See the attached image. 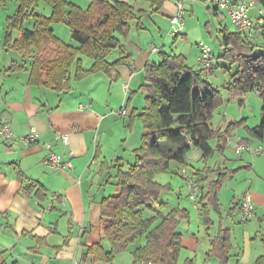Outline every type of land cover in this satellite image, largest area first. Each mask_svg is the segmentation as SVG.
<instances>
[{"label":"crops","instance_id":"1","mask_svg":"<svg viewBox=\"0 0 264 264\" xmlns=\"http://www.w3.org/2000/svg\"><path fill=\"white\" fill-rule=\"evenodd\" d=\"M118 1L132 5L136 19L129 22L126 34H117L122 50H115L108 60L114 62L123 55L129 56V61L117 66L110 75L99 72L79 80L75 79L76 68L73 66L69 73L72 86L69 92L57 93L50 88L31 84L29 78L35 50L13 47V41L7 44L6 26L3 30L5 36H0V131L8 125L14 136L13 140H9L0 133V211L3 213L0 220V264H73L78 260L82 264H109L95 260L86 255V252L98 243L107 250L110 248L102 224V202L115 192L116 161L124 167L131 164L135 159V151L142 144L144 128L138 116L145 107L146 94L142 89L147 82L145 68L149 62L159 63L161 52L169 53L166 51V40L160 46L154 29L144 24L143 20L151 19L153 28L162 35L161 22L171 24V16L176 11L175 0H164L157 12L154 11L156 7L147 0ZM186 1L187 13L193 12L197 20L200 19V10L205 8L208 16H211L212 10L218 16L220 30L226 26L223 21L227 17L216 8L198 3L201 0ZM84 3L83 8H87L90 0H84ZM138 3H141L140 8L145 7L147 10L136 11ZM260 10L258 5L251 10L250 15L254 20L259 18ZM54 26L56 36L64 41ZM208 26L211 28L213 25L209 22ZM133 34L139 37L132 38ZM141 34L147 37H141ZM188 34L190 32L184 26L180 34L172 36L174 42H180ZM16 38L17 31L13 34V39ZM148 40H152V43L149 44ZM79 57L88 70L92 66V60L83 55ZM187 62L189 64L188 60ZM128 99L130 104L127 103ZM124 103L126 114L121 113ZM223 120L229 124L237 123L236 120L228 121L225 116ZM245 120V125L253 128L249 126L247 118ZM224 127L221 128L226 130ZM32 128L38 131V139L27 142L24 139ZM235 134L234 131L227 138L225 153L221 154L220 161L214 166L212 164L205 167V171L212 174L208 177L207 172H203V177L207 180L201 185L203 188L210 180H214L219 173L218 169L229 171L224 183L229 178L232 180L233 204L240 202L246 193L251 194L255 215L249 220L244 222L238 209L228 215L230 219L224 221L220 218L214 234L209 226L206 237L203 238L200 230L197 234L190 225L191 210L183 206L187 202L186 197L188 198L184 173L187 172L198 180L200 172L194 171L197 174H193L188 170L187 163L172 162L166 172L155 178L160 185L169 187V190L162 193L169 192L173 197L167 202H162L159 198L161 205L153 206V212L147 210L146 213L151 216L160 210L163 213L160 212L162 216L159 221L175 208L185 209L189 213V218L181 220L179 225V231L183 235L180 258L185 249L190 250L182 264L187 259L194 260L197 264L200 252L205 254V264H219L210 250L220 228L231 230L233 257L229 264H254L264 254L260 239L264 230V154L244 152L236 155L233 145L228 144L229 139L234 144L247 140V144L252 145L254 141L249 135L240 137L237 133L236 138ZM60 135L69 136L68 145L59 139ZM48 145L51 146L50 149ZM258 146L264 147V141L259 142L256 147ZM229 148L234 152L235 160L227 157ZM51 151L62 157L61 167L48 163L47 156ZM244 171H247L244 181L237 180V175ZM247 181H250L249 186L239 190L240 194H235V188L247 185ZM28 186L34 188L30 196L25 191ZM40 187L45 189L41 199L35 195ZM209 209L211 215L212 208ZM193 210L197 211L202 220V211L195 205ZM236 213L238 217L233 220ZM213 224L212 220L211 225ZM182 226L187 237L183 234ZM134 246H130L127 252L133 254ZM191 253H195L194 259L190 256ZM180 258L178 264H181ZM215 259L218 263H215Z\"/></svg>","mask_w":264,"mask_h":264},{"label":"trees","instance_id":"2","mask_svg":"<svg viewBox=\"0 0 264 264\" xmlns=\"http://www.w3.org/2000/svg\"><path fill=\"white\" fill-rule=\"evenodd\" d=\"M10 1L17 3V9L6 20V43L13 41V47L35 50L29 78L31 84L50 88L57 93L69 92L72 89L69 73L73 66L76 68L75 79L79 80L99 72L110 75L117 66L130 59L122 55L114 62L108 60L115 50H122L117 34H126L129 22L136 19L134 7L127 2L90 0L88 7L83 8L67 0ZM147 1L156 7V12L164 2ZM7 2L0 0V10L6 7ZM255 2L263 9L262 22L254 24L252 36L224 26L220 30L224 52L220 58L233 64L235 70L228 83L231 94H259L262 100L261 121L253 128L246 126V129L250 137L263 142L264 0ZM41 4L50 8V16L36 12ZM27 20L33 22L31 29L25 27ZM60 23L69 27L77 47L56 36L53 26ZM16 31L18 38L13 39ZM80 55L92 60L88 70L84 68ZM160 56L159 63L149 62L145 68L147 82L142 86L146 94L145 107L138 116L144 128L142 144L135 151L131 164L124 167L116 161L115 192L102 202V224L110 248L107 250L98 243L86 252L95 260L112 263L118 253L127 252L130 246L135 245V263L178 264L183 249L179 225L181 220L189 218V213L185 209L175 208L160 221L157 214L149 216L146 213L147 210L153 211V206L161 205V193L169 190V187L156 182L155 178L166 172L172 162L186 163L192 149L199 150L204 160L214 157L217 152L225 153L227 138L239 124L230 123L226 130L216 129L212 124L214 111L221 100L220 89L208 80L214 67L206 70L199 66L197 69L189 65L183 55L161 52ZM127 103L130 104V99ZM214 140L215 146L212 145ZM217 171V177L202 188L199 200L207 227L212 224L209 207L221 213L218 195L229 174L226 169ZM206 180L199 173L200 184ZM25 191L30 196L34 188L28 186ZM44 194L43 187L35 193L39 199ZM241 204L242 200L234 203L228 215L240 209ZM260 239L264 246V230ZM231 251V230L220 228L212 242L210 254L219 260V264H229L233 257ZM184 264L195 263L187 259ZM254 264H264V254Z\"/></svg>","mask_w":264,"mask_h":264},{"label":"rangeland","instance_id":"3","mask_svg":"<svg viewBox=\"0 0 264 264\" xmlns=\"http://www.w3.org/2000/svg\"><path fill=\"white\" fill-rule=\"evenodd\" d=\"M71 2H74L82 7H84V4H85L84 0H71ZM7 3H8L7 7L4 8L0 13V36H3V35L5 36V32L3 30L6 26V18L9 16H12L16 12V9H17L16 2L8 0ZM198 3L202 5L204 4L208 5L203 0L199 1ZM185 8H186V4H185ZM36 12L43 14L45 16H50L51 14L50 8L44 4H41V6L38 9H36ZM186 12H188V9H186ZM195 17L196 16H194L193 12L186 14V17L184 20V26L187 28L190 34H188L187 38H181L180 42H174V38L170 33L171 31L170 23L166 21L161 22L162 35H160L159 32L156 31L155 28H153L151 19L147 18L143 20V22L147 26H150L152 27V29H154L153 32L157 37L156 39L159 40L160 46H162L163 42L166 40V43H167L166 51H168L169 53H173V54L177 53V54L184 55V57L186 58V61L188 60L189 64H193L194 65L193 67L195 68H199V65L197 62V56H198L197 54L199 53L198 44L203 42L209 45V47L213 51V55L215 56L216 64L214 62L215 64L214 72L215 73L210 75L208 77L209 78L208 80L215 87L219 88L221 91L220 93L221 100H219L218 106L216 110L214 111V118L212 120V124L214 128L216 129L221 128L223 126H225L224 128H227L229 125V122L228 123L224 122L223 116H225L228 119V121L236 120L237 123H239L235 129L236 138L238 137V135H240V137L248 136L246 125H245L246 120H243V119L247 118V122L250 127H255L259 125L261 121V117H262V100L257 92L248 93L246 95L231 94L230 90L228 89V83L230 82L231 74L235 70H234L233 64H231L230 62L227 63L220 58L224 52L221 47L222 36L219 32L220 26H219L218 16L213 14V10H212L211 16H208L207 9L204 8L200 10V19L197 20ZM220 17L223 18L221 15ZM209 22H211V24L213 25L211 28H209V26L207 27V24H209ZM223 22H224L223 24L228 26V28L231 31L236 30L229 16H227V20ZM188 24H190L189 27H188ZM25 27L31 29L33 27L32 20H27L25 22ZM56 31L65 42L72 43L75 46L78 45L76 41L70 38V29L66 24L60 23L59 25H57ZM143 36L147 37L146 35H142L141 37ZM133 37L137 39L139 35L133 34L132 38ZM148 43L149 44L152 43V40H148ZM146 46L148 45L146 44ZM237 133L239 134L237 135ZM250 138L254 141L253 143L254 145L252 144L251 146L254 149H258L259 146L258 147L256 146L259 145L260 141L252 137ZM212 144H214L213 146H215L216 141L215 140L212 141ZM227 150H228L227 157L231 160L232 159L235 160L234 158L235 154L231 150V148ZM220 159H221V154L217 152L214 155V157H211L208 160H204L199 150L192 149L190 153L188 154L186 163H187L188 170H190L193 174H197L194 171L200 172L202 175H204L203 172L205 173L207 172L206 174L209 177L212 174V172H209L208 170L205 171L206 170L205 167H207V165H212V164L214 166V164H216L217 161H220ZM246 177H247V171H244L241 174H238L236 178L237 180L241 179V181H244ZM231 181L232 180L229 178L227 182L224 183L225 185L223 186L222 192L219 195L220 202H221V213H217L212 210L211 216H212V220L214 224L210 225L211 229H209L211 230L212 234L216 232L221 217L224 219V221L227 219H230L228 218V212L233 204V195H234V193L232 192L233 188L231 186ZM249 182L247 181V185L243 184L241 188H235V191H237V193L235 194H240L241 191L239 190H241L242 188H245L246 186H249ZM171 197H173L171 193L165 192V193H162V195L160 196V200L162 202H167L168 200L171 199ZM186 199H187V202L183 206L191 210L192 212V215H191L192 221L190 225L192 229L195 230L194 231L195 233L198 234V230H200L201 235L200 234L199 235L204 238L206 237V231H208V227L205 224L204 219L202 220L199 219L197 211L193 210V205H194L193 202H191L190 199L187 197ZM201 206L202 205L200 201H198V203L196 204V207L197 209L200 210V212H201ZM161 213L160 212L156 213L157 217L160 218L162 216ZM236 217H238V213L234 215L233 220H236ZM255 221H258V220H255ZM186 224L187 222H185L184 225ZM198 225H199V229H198ZM181 229L183 231V234L187 237L186 232L184 231V226H182ZM187 247L192 249L191 246L187 245ZM188 251L190 250L185 249L183 251L181 258H180L181 264L184 258H186V256H189ZM194 254L195 253H191L190 255L191 257H193V259L195 258ZM203 261L205 264V254L200 252V255H198L197 257V262H198L197 264H203ZM214 261L215 263H218L216 259ZM210 262L212 263V261ZM109 264H135V260H134L133 254H130L129 252H121V253H118L115 259L112 261V263H109ZM136 264H141V263H136Z\"/></svg>","mask_w":264,"mask_h":264},{"label":"built area","instance_id":"4","mask_svg":"<svg viewBox=\"0 0 264 264\" xmlns=\"http://www.w3.org/2000/svg\"><path fill=\"white\" fill-rule=\"evenodd\" d=\"M166 1V0H165ZM209 6L216 8L224 17L229 16L232 24L235 26L236 30L241 32L246 36H252L254 24L262 22L261 16L263 15V9L260 10L259 18L254 20L250 12L254 9L257 4L255 0H203ZM186 0H175V13L171 16V35H178L182 32L184 27V20L186 17ZM199 53L197 56L198 65L206 70H210L214 67L215 56L209 45L201 42L198 45ZM128 88V87H127ZM122 114H126V104L124 103L122 109ZM0 133L6 136L9 140H13V133L8 125L2 127ZM38 139V131L32 128L30 134L24 139L27 142H34ZM59 139L65 144H69L68 135H60ZM229 145H233L234 152L236 155H241L244 152H249L253 154H264V148L259 147L254 149L250 144L247 143H233L231 139L228 140ZM50 149L51 146L48 145ZM47 161L55 167H61L63 165L62 157L53 151L47 156ZM184 179L186 180L188 187V198L196 206L200 198L202 197V186L198 180L189 173H184ZM255 206L252 202L251 194L246 193L242 198V204L240 207V217L245 222L255 215ZM3 213L0 211V220ZM73 264H82L79 260L74 261ZM144 264V263H141ZM146 264H152L151 262Z\"/></svg>","mask_w":264,"mask_h":264},{"label":"water","instance_id":"5","mask_svg":"<svg viewBox=\"0 0 264 264\" xmlns=\"http://www.w3.org/2000/svg\"><path fill=\"white\" fill-rule=\"evenodd\" d=\"M140 5H141V3H138L136 6H135V10L136 11H140V10H144V11H146L147 9L145 8V7H143V8H140Z\"/></svg>","mask_w":264,"mask_h":264}]
</instances>
